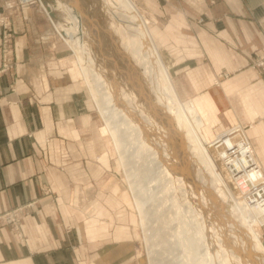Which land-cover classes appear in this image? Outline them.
<instances>
[{
	"label": "crops",
	"instance_id": "0c3cea01",
	"mask_svg": "<svg viewBox=\"0 0 264 264\" xmlns=\"http://www.w3.org/2000/svg\"><path fill=\"white\" fill-rule=\"evenodd\" d=\"M143 1L145 13L160 16L153 31L161 48L168 47L166 34L174 32L175 45L180 44L182 52L190 50V55L176 59V92L181 98L190 97L206 113L211 154L258 231L256 227L264 225V199L259 198L264 197V73L249 66L264 55L260 24L264 0ZM2 14L14 20L17 64L14 73L0 75V215L42 197L49 188L69 193L71 187L64 181L76 170L71 169L72 162L81 163L78 170L85 171L83 161L94 144L92 132L104 121L97 92L98 121L93 125L90 104L77 89L75 80L82 74L91 85L79 59L81 70H64L56 63L50 50L53 31L36 22L45 16L41 9L0 0ZM169 16L172 22L161 28V18ZM1 56L0 50V65ZM235 124L248 127L250 141L242 127L213 137L212 130ZM38 210L27 221L26 245L15 242L0 225V264H37L36 255L63 241V236L56 240L47 235L48 211L54 214L53 208Z\"/></svg>",
	"mask_w": 264,
	"mask_h": 264
},
{
	"label": "bare ground",
	"instance_id": "6f19581e",
	"mask_svg": "<svg viewBox=\"0 0 264 264\" xmlns=\"http://www.w3.org/2000/svg\"><path fill=\"white\" fill-rule=\"evenodd\" d=\"M76 1L40 0L95 84L142 216L148 264H264L263 236L209 149L207 115L176 92L150 21L131 0H100L110 36L105 17H88Z\"/></svg>",
	"mask_w": 264,
	"mask_h": 264
},
{
	"label": "rangeland",
	"instance_id": "374dc122",
	"mask_svg": "<svg viewBox=\"0 0 264 264\" xmlns=\"http://www.w3.org/2000/svg\"><path fill=\"white\" fill-rule=\"evenodd\" d=\"M41 1L47 5L46 0ZM81 1L83 2H80V0L76 1V4L80 10L85 12L86 15H89L88 17H96L100 22L104 20L105 17V20L101 23H105L110 36H113V28H111L113 19L107 14L103 5L99 3L100 0H93L94 2L92 0H87V2L84 0ZM17 2L20 7H39L49 20L50 23H48L45 16H38L36 22H38L37 24L39 27L42 26L43 29H51L53 31L50 39L54 43L50 50L57 59L56 63H60L59 66L63 67L64 70L73 67L81 70V67H78L79 61L81 63L80 58H78V61L75 53L64 42L60 33L54 29L40 0H17ZM84 2L86 3L84 4ZM88 2L91 6L88 5ZM131 2L137 7L139 13L150 21V31L152 32H150V34H153V36L155 35L154 40L157 41V33H155L153 29L157 27L156 23L159 22L160 16L154 17L149 15V13H145V3L143 0H131ZM88 6L92 11L96 12L94 13L88 10L89 8H85ZM95 6L99 9L96 8L95 10ZM91 14L92 16H90ZM98 15H100V18ZM29 20L30 17L25 20V23ZM171 22L172 16L162 17L160 27L164 29V26L168 27V23L170 24ZM260 24L264 29V18L260 20ZM0 29V50L2 53L0 75H7L15 72L17 64L14 53L16 33L14 31V20L11 15L2 14L0 16ZM166 36L167 37H164V39H167L166 43L168 47L162 48L161 52L166 65L170 68V73L173 78L172 82L174 84L176 59H180V57L185 54L190 55L187 53L190 50H186L185 52L186 48H183L184 50L182 52L180 44L178 46L175 45L174 32H168ZM5 40L8 42L7 52L9 54V60L6 61L7 65L4 64L6 49ZM105 42L106 48L109 47L108 42ZM182 45L186 46V44ZM261 61H264V55L256 56L249 68L259 74H263L264 65L261 66ZM183 65L186 68L187 63ZM224 77L228 78L229 75L226 74ZM75 81H77V89L83 92L90 104L91 118L94 125V123L98 121V109L94 96L97 91L92 77L89 79L91 85H89L83 74L82 79L80 78ZM189 98L190 97L182 96V100L184 101H191ZM220 115L221 113L219 114V119ZM97 124L98 125L94 127V132H92L94 144L88 149L87 158L83 161L84 166H82V168L85 171L79 172V164L81 163L72 162L71 169L76 170L69 175L67 174V181H64L66 182L65 186L69 184L71 187L69 193L60 194L55 189L49 188L42 194V197L10 209L0 215V225H2V229H4L6 233L10 232L15 242L26 245L27 240L24 232L25 228L28 226V219L33 217L38 209V211H40L47 207L48 210L53 208L56 218L54 217L53 219L52 215L54 214L48 211L49 221L46 227L49 229L48 231H50V233L47 235L55 237L56 240L62 236L64 238L60 244L55 246L56 248H49L48 246L51 250L45 248L47 249L44 250L46 253L44 252L42 255H36L37 264H148L146 248L143 243L142 216L138 210L134 193L128 183L127 175H125L126 172L122 167L119 154H117V146L111 136L112 133L107 129V125L104 121H100V124ZM241 127L244 129V134L250 141L247 135L248 127L241 124H235L233 127L224 128L222 130L216 128L212 130V134L214 138H217L219 133H233ZM54 183H56V181ZM256 228L258 232L260 231L262 233L264 239V225L260 227L257 226Z\"/></svg>",
	"mask_w": 264,
	"mask_h": 264
},
{
	"label": "built area",
	"instance_id": "2783aa9c",
	"mask_svg": "<svg viewBox=\"0 0 264 264\" xmlns=\"http://www.w3.org/2000/svg\"><path fill=\"white\" fill-rule=\"evenodd\" d=\"M3 24V23H2ZM7 28V27H6ZM6 41V40H5ZM8 42L6 41V49H5V56H4V64H6V61H8L9 60V54H8V52H7V49H8ZM7 65V64H6ZM264 65V61H261V66H263ZM8 68V67H7ZM231 152H232V155L234 156V152L231 150ZM236 172H238V171H236ZM252 185V184H251ZM259 198H261V199H264V197H262V196H260L259 195Z\"/></svg>",
	"mask_w": 264,
	"mask_h": 264
}]
</instances>
